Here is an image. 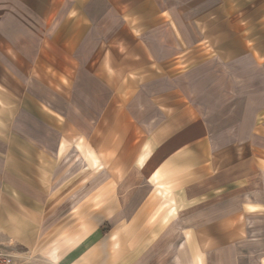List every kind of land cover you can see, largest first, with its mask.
Here are the masks:
<instances>
[{
	"label": "crops",
	"instance_id": "obj_1",
	"mask_svg": "<svg viewBox=\"0 0 264 264\" xmlns=\"http://www.w3.org/2000/svg\"><path fill=\"white\" fill-rule=\"evenodd\" d=\"M262 76L264 0H0V235L31 244L13 264H264L263 158L207 116L257 121ZM69 160L93 172L72 194ZM86 184L109 206L55 224Z\"/></svg>",
	"mask_w": 264,
	"mask_h": 264
},
{
	"label": "rangeland",
	"instance_id": "obj_2",
	"mask_svg": "<svg viewBox=\"0 0 264 264\" xmlns=\"http://www.w3.org/2000/svg\"><path fill=\"white\" fill-rule=\"evenodd\" d=\"M99 44L103 45L104 43L103 42L91 43L92 51L97 49L96 47ZM221 64H222V62L220 59H215L214 65H221ZM209 76L214 77V76H216V74L215 75H212V74L211 75H204V74L203 75H194V77H197V78L202 77V79L199 80L201 82L207 80V77H209ZM252 76H254V74H252ZM187 80H190V79L188 78ZM209 80H215V79H209ZM195 81H197V80H195ZM261 84H262V86H264L263 76L261 77ZM258 85H260V84H258ZM250 89H248L246 91L245 95L247 97H246L245 101L248 102L252 97H256V100H258V98L261 97L259 99H261V101L264 102V89H257V88H255V89L252 88L251 90ZM199 93H203V91H201ZM243 107L244 106H224V107L220 106V107H216L219 109L218 112H215V111L209 112L207 114V116L210 117L214 121L213 125L215 126V129H217L218 134H222L223 131H225V129L228 127L236 128V129H239L241 131H243L242 129H244V133L247 134V136H248L245 140H247L248 142H250L253 145V149H255V151L257 152V155L261 156L263 158V161H264V105H262V107H261V113L257 116V121H251V122H242V121L237 120V118L241 117ZM211 108L213 109V107L207 106V109L209 111L212 110ZM233 110L238 111L239 114L237 113L235 115L233 113ZM251 134H255L256 136L253 137V135H252V137H250ZM72 157H73V155L70 154L69 158H67V159H71ZM74 159H73L74 161H76V162L78 161V160H76L75 156H74ZM69 162L71 164L70 165L71 167L69 170L62 169V170L54 171L56 177L64 176V180L66 179V181H67L66 185H61V186L55 187V191H57L58 189L59 190L63 189L62 192H65V193L67 192V193L72 194L74 192H77V189L79 188V186H81L80 183H83V182L88 183L89 180L92 179V177H93V172L91 170L83 171L82 175L79 176L78 173L80 171H78L72 165V163H74V162L72 160H69ZM49 172L50 171H47V172L44 171V177L45 178L48 176L47 174ZM88 184H86V186H84V188H83L84 193L89 194L86 196L85 202H81V201L78 202L77 199H75L74 201H69V202L63 203V205H64L63 210H65L66 213L63 215L64 217L56 218L54 220L55 224L61 222L62 220H64V222L66 223L68 228L70 226H74V225L77 226L80 223L84 224V226H86L87 228L91 227L92 226L91 224H95L94 218L92 217V214H93L92 212L94 210L99 211L101 209H104L106 206H109L110 200L108 198L110 196L111 190H110V187H106L103 185L97 191V197L94 200L93 196H92L94 186H92V185L90 186ZM105 195L108 198L107 197L105 198L104 197ZM169 205H170V203H168V202H161L157 207V211L160 213L162 210H164ZM83 211H85L84 214L82 213ZM83 221H85V222H83ZM45 222H46V219L43 220V223L41 226V233L34 235V237H35L34 240H36V238H37V242L40 243V245H38V246L41 247V249H39V247H35V249L33 248V251H32L33 255L35 253H37V257H42V256L45 257V250H44V248H42V247H44L45 242H46V234H45L46 223ZM107 229H109V228H107ZM54 236H56V235H54ZM57 236H61V235H57ZM0 237H1L0 247L3 248V250H6L7 252H10V253H12V251L17 252V250L21 251V252L22 251L30 252L31 244H28V243L25 244V242H19L18 241L19 235L4 234V235H0ZM52 237L53 236L50 235V239Z\"/></svg>",
	"mask_w": 264,
	"mask_h": 264
},
{
	"label": "built area",
	"instance_id": "obj_3",
	"mask_svg": "<svg viewBox=\"0 0 264 264\" xmlns=\"http://www.w3.org/2000/svg\"><path fill=\"white\" fill-rule=\"evenodd\" d=\"M0 264H13V255L0 247Z\"/></svg>",
	"mask_w": 264,
	"mask_h": 264
}]
</instances>
